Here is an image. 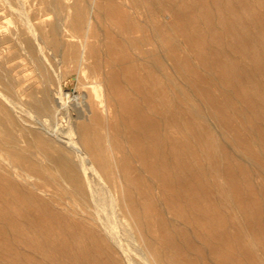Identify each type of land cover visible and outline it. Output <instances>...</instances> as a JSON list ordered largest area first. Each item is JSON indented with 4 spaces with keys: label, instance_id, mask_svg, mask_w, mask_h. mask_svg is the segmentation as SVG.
<instances>
[{
    "label": "bare ground",
    "instance_id": "obj_1",
    "mask_svg": "<svg viewBox=\"0 0 264 264\" xmlns=\"http://www.w3.org/2000/svg\"><path fill=\"white\" fill-rule=\"evenodd\" d=\"M48 5L56 19L32 32L36 46L26 42L34 57L49 46L76 73L74 87L51 92L47 73L31 91L0 81V234L55 229L35 245L67 264H200L204 252L217 264H264V0ZM170 31L194 44L196 65ZM225 140L255 161L257 186ZM186 250L197 256H174Z\"/></svg>",
    "mask_w": 264,
    "mask_h": 264
},
{
    "label": "rangeland",
    "instance_id": "obj_2",
    "mask_svg": "<svg viewBox=\"0 0 264 264\" xmlns=\"http://www.w3.org/2000/svg\"><path fill=\"white\" fill-rule=\"evenodd\" d=\"M6 1L8 2L7 4H6ZM48 1L49 0H0V81H2L4 79L3 77H5V80L7 78H9L10 80L12 79L13 81L18 82V87H21L22 89L27 88L26 91H31V90H35V89L39 88L41 85V83H40L41 79H42L41 76L42 75L47 76V74H48V76H47L49 79L48 80V84H49L48 87L51 90V92L56 91L58 88H60L63 92H67L74 87L73 82H72V80L69 79V77L74 76L76 73L73 70H71L68 65H66L62 62L59 63V61H60L59 56L55 55L53 53V50L49 46L40 44L41 45L39 47L41 50L40 53H38V51H40V50L38 49V47H36V50H38V51H36L37 57H38L37 58V57H34L32 55V52L30 51V49L27 45V42H26V38H30V40L33 41L34 45L36 46L37 41H35L36 39H34V34L37 32V28L41 27L43 29L45 28L44 30H47L49 24L52 23L56 19V14H54L53 10H51V8L49 7ZM69 1H71V0H68V2ZM21 6H23V7H21ZM10 8H12V9H10ZM14 9H16L17 11H14ZM47 9H49L50 11H48ZM10 11H11V13H10ZM19 12H20V14H19ZM26 14H27V16H26ZM92 15H93L92 12H90L89 16H92ZM23 16H25V17H23ZM61 16L65 19V22H66L68 18H66L65 12H63L61 14ZM27 17H29V20L26 19ZM139 17L143 18L142 15H140ZM15 23H17V24H15ZM37 23H38V27H36ZM105 23L106 22H103V24H105ZM30 24H32V25H30ZM30 26H33V27H31V29H30L29 28ZM99 26L102 27V23L99 24ZM113 28L116 29L115 25H113ZM34 29H36V30H34ZM32 32H34V34ZM168 33H170V35H174L176 37V45L178 47L179 46L181 47V48L179 47L180 51H179V48L177 49V52L178 53L180 52L179 55H185V54H187L189 52L191 53V51H193V48H194L193 45L194 44L186 42L183 38H181L182 36L180 34L174 32V31H170ZM136 34H138V33H136ZM15 35H16V38L18 37V39H15V37H14ZM32 35H33V37H32ZM16 40H19V41H16ZM11 41H13L14 43ZM179 41H182V42H179ZM184 45H186L187 48ZM46 48L48 49V51L50 49L49 53H48ZM185 48L187 49V51ZM181 49H182V53H181ZM184 50L187 53L184 52ZM24 52H25V54H24ZM183 53H185V54H183ZM38 54L41 57V59L38 56ZM41 54H43V55H41ZM191 54H192V56L189 55V58H190L191 62L193 63L195 57L193 55V52ZM163 56L161 57L162 58L161 62L163 61V65L166 64L168 66L167 67L166 65H164L165 66V69H164L165 72L168 73L169 77H172L173 79L175 78V81L178 82L180 87H183V88L186 87L187 88L188 87L187 84H189V83L186 82L185 76L173 68L172 63H171L169 58H167L165 55H163ZM31 58H32V60H31ZM38 59H40V60H38ZM166 60H167V62H166ZM168 61H169V63H168ZM33 62L35 64H33ZM42 62H43V64H42ZM47 62H48V64H47ZM88 62H91V58L88 59ZM196 63H198L197 59L194 61L193 65H196ZM48 65L51 67H49ZM51 68L53 69V72L51 71ZM172 69H174V70L172 71ZM203 70H204V72H203ZM37 71L39 73H37ZM200 71L202 73L201 75L206 76L207 78H210V77L213 78L214 77L213 74H210V77H209V74H207V71L205 69H200ZM50 73L51 74L54 73L53 75L55 77L53 75H51ZM8 74H10V75H8ZM83 74H80V76L82 78H84ZM157 74H159V73H157ZM56 75H58L59 77ZM181 76H183V77H181ZM52 78H54V79L52 80ZM211 78H210V81L212 83V89H213L214 87L216 88L217 86L215 85L216 84L215 80H212ZM17 79H19L20 81ZM68 79H69V81H68ZM259 79H260V76H259ZM37 81H39V82H37ZM212 81H214L215 84ZM56 83H58V84L56 85ZM183 83H184V86H183ZM126 85L127 84H125V86ZM22 86H27V87H22ZM32 86H33V88H32ZM87 86H88L87 87L88 91L93 95L101 93L102 89H103L98 84H89ZM126 87H128V85ZM28 88H30V89H28ZM214 90L217 91V88ZM217 92H219V90ZM219 96L223 97L222 94H220ZM23 97H24V95H23ZM28 115H32V112L29 113ZM108 118L110 120H113V118H114V115L111 111L108 113ZM232 119H233L232 120L233 124L235 123V125H238L239 119L237 117L236 118L233 117ZM212 123L214 124L215 122L213 121ZM66 129H67L66 125L62 126V131L66 130ZM244 136L246 138L249 135L244 134ZM246 139L250 140L249 137H247ZM225 145H226V148H228L230 151H232V153L234 152L233 153L234 155L240 157L239 159L241 160V162H243L244 167L247 168L249 176L253 179V183L255 184V186H257L258 179L256 178L254 171H253V168H252V166L255 164V161H253V159H251V158L249 160V157H247V156L245 157V155H242L239 151H237V149L235 147L232 146V144L230 142H228V140L227 141L225 140ZM4 161H6L5 154L2 151H0V163H2ZM258 162H259V164L262 165V163H264V160L262 158H259ZM33 179H34V177H32V176L26 177V180H29V181H31ZM19 180H21V179L19 178ZM245 190L246 189L244 188V191ZM155 191H156L155 188L152 189V192H150V195L153 196L154 193H156ZM152 209L153 208H151L150 212H148L150 215H152L154 213V209L153 210ZM230 214H233L232 210H230ZM163 216L165 218H167L168 220H170L173 225H175V226L177 225L176 220L171 219V217H169V214L167 212H165L163 214ZM262 223L264 225V204H263ZM171 227H174V226H171ZM50 228L52 230L54 229L52 224H50ZM51 232H52V234L49 233L50 236H47V235L45 236V233L42 232L41 228H40L37 230V232L32 231L30 235H21V234H19L20 232L13 231L10 229H4L2 231V233L0 234V264H67V263H69V259L65 256V254H62L61 252H56V253L49 252L48 253V247H46L44 249V247H40V246L37 247L35 245V241L37 240V237L40 239L46 238V239H48V241L50 240V238H54V237L56 238L57 236L54 235L55 229ZM59 236L64 237L65 235H64V233H62V234L60 233ZM248 236H249V234L246 233L245 237L247 239L250 238V236L249 237ZM196 239L200 241V238L197 237ZM28 243H30V245ZM3 246L8 249V252H6L5 250H4L5 252H3ZM252 250L254 251L255 255H257V256L262 255V253H263V251H261L257 247H252ZM54 254H55V257L57 259H59V262H58V260L57 261L53 260V259H55ZM171 254L174 255V253H171ZM188 254L191 256H197V253L195 251H192V250L191 251L186 250V251H183L180 255L178 254V255H174V256H177V258H178V257H182L183 255H188ZM197 257H200V264H217L215 262L214 258L209 256L208 252H204L203 255H199ZM33 259H35V261ZM46 259L49 260L50 263H49V261H46ZM239 262H240V264H249V263L253 264V263H251L252 261L248 262L246 260L243 262H241L239 260Z\"/></svg>",
    "mask_w": 264,
    "mask_h": 264
}]
</instances>
